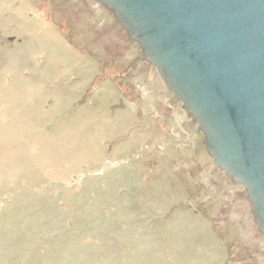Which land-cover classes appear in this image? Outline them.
I'll use <instances>...</instances> for the list:
<instances>
[{
  "label": "rangeland",
  "instance_id": "1",
  "mask_svg": "<svg viewBox=\"0 0 264 264\" xmlns=\"http://www.w3.org/2000/svg\"><path fill=\"white\" fill-rule=\"evenodd\" d=\"M201 141L95 0H0V264H264Z\"/></svg>",
  "mask_w": 264,
  "mask_h": 264
},
{
  "label": "water",
  "instance_id": "2",
  "mask_svg": "<svg viewBox=\"0 0 264 264\" xmlns=\"http://www.w3.org/2000/svg\"><path fill=\"white\" fill-rule=\"evenodd\" d=\"M197 125L264 236V0H95Z\"/></svg>",
  "mask_w": 264,
  "mask_h": 264
}]
</instances>
